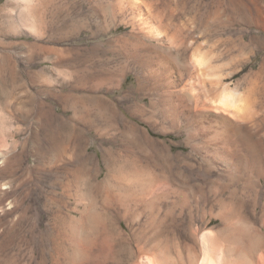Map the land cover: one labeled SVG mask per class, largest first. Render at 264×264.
I'll use <instances>...</instances> for the list:
<instances>
[{"label": "rangeland", "instance_id": "374dc122", "mask_svg": "<svg viewBox=\"0 0 264 264\" xmlns=\"http://www.w3.org/2000/svg\"><path fill=\"white\" fill-rule=\"evenodd\" d=\"M248 3L50 0L38 38L13 31L9 21L21 9L0 0V264H150L156 242L163 264H244L242 243L233 240L243 223L204 213L222 206L213 185L230 179L227 149L237 148L231 155L237 161L264 152V74L259 85L252 75L264 60V8ZM36 41L47 49L34 50ZM183 48L187 53L179 54ZM208 49V65L197 69L193 52ZM67 56L90 78L126 68L117 83L80 85L74 106L63 96L64 68L54 64ZM167 64L175 87L168 86ZM139 74L148 82L138 87ZM226 85L247 95L241 118L210 105ZM128 92L125 104L142 105L144 117L152 116L148 123L117 100ZM184 93H192L189 103ZM105 100L115 101L152 142L119 136ZM216 127L235 141H209ZM187 181L206 190L190 205L177 195ZM150 187L170 196L154 203L134 198ZM250 264H258L256 253Z\"/></svg>", "mask_w": 264, "mask_h": 264}, {"label": "bare ground", "instance_id": "6f19581e", "mask_svg": "<svg viewBox=\"0 0 264 264\" xmlns=\"http://www.w3.org/2000/svg\"><path fill=\"white\" fill-rule=\"evenodd\" d=\"M256 1H258V0H256ZM256 1L255 0H247V3L249 2L248 8H250V9L253 8V10L256 9L258 11H263L264 0H262L261 3H257ZM10 3L12 4L13 8H20L21 9V14H19L18 16L16 15V17L10 19V21H9L10 22V28L16 32L25 30L30 34H33L36 37L41 38L45 34L44 26L46 25V21H47L46 18H47V13L49 10L48 7H49L50 0H10ZM236 5H237V3H236ZM34 9H37V10H34ZM260 9H262V10H260ZM10 17H11V15H10ZM145 23H146V21H145ZM149 30H150V28H149ZM151 30H155V29H151ZM156 33L160 36L163 32L161 33L160 30L159 31L157 30ZM39 43L37 41L32 43V45H31L32 48L36 51H38V50L44 51L46 47H44L43 45H41ZM145 43H146L145 44V47H146L147 42H145ZM238 45H239V43H238ZM238 45H237V47H238ZM244 46H245V43L242 42L241 47H239L241 51H244L242 49L246 48ZM186 51L187 50L185 48L177 50V52L179 54H186L187 53ZM210 52L211 51L209 49L205 50V51L195 50L193 52L191 59L193 60V64L197 67V69L198 68L202 69V67L204 65L205 66L208 65L210 58H211ZM58 55L59 54H57V56ZM68 57L69 56L65 57L66 59L63 58L61 60H57L58 58H56L54 64H56L59 67L63 66V68H64V69H62L61 73H64L63 79L65 82L68 81L69 84H68V90L65 94H63V96L64 97L66 96L69 103H71L74 106H75V104H78L77 98H76V95H77L76 90L79 89V87H81L80 85H86V84H88V82H91V81L94 83V87H99L104 82L105 83H109V82L113 83L116 81V83H117V80L119 81V78L121 76L122 71L124 70V68H126V65H122L120 67L118 74H114V75L111 74L109 76H106V75L104 76L103 75L104 71H103V73L100 72L98 75L90 78V76H88V73H87L88 69L86 67H82L83 65L81 66V64H79V63L77 65V64L71 62L72 60ZM165 68H166V70L169 71L168 78L170 79V81L168 82V86L175 87L176 83H175V80H173V74H172V72L174 71V67L167 64L165 66ZM50 69H52V71L57 70L55 67H52ZM63 70H64V72H63ZM203 70H205V69H203ZM104 74H106V73H104ZM263 74H264V60H263L262 64L260 65V69L258 70V72H255L254 74H252L254 76V79L257 77L256 82H255L256 84L259 83L258 78L260 79V76H263ZM151 75H152V77L158 76L157 74H151ZM250 75H251V73H250ZM216 76L217 75H215V77ZM253 76H249V77H252L251 79H253ZM147 77L148 76H144L142 74L141 75L139 74L137 76L138 87L144 86L145 83L148 82ZM217 78L219 79V77H217ZM217 78H216V80H218ZM248 78L246 80H248ZM254 79L252 81H255ZM213 80H215V79L213 78ZM219 82L220 81L218 80V84H219ZM221 82H223V81H221ZM238 87H231L229 85L223 86V88H221L222 91L220 92V94L218 93L219 95L210 101V105H212V107L215 110L227 112V113H229L235 117L241 118V116L243 114H245L244 112L246 111V109L249 106H248V99H247L246 93L243 91V89L241 90ZM168 89H170V88H168ZM192 93L191 94H185L184 93L185 95H183L181 97L184 99V103L185 102L189 103L192 100V98H193ZM129 95H130V93L128 92L127 94L123 95L122 97H120L117 100L120 101V103H123L124 108L132 117L139 118V119L146 121L148 123L152 119V116L144 117V109L142 108V105H140L139 103H134V106L132 107V105H133L132 104L131 105L132 108H131L130 106L125 104V102L129 98ZM83 96L86 97L85 94H83ZM83 98H80L81 100H79V101L83 102ZM141 98L143 99L144 97L142 96V97H140V99ZM86 100L87 99H84L85 102H87ZM166 100H168V99H166ZM113 102H115V101H113ZM113 102L110 100H105V109L108 113V117L111 119V121H109L110 124L113 126L114 130L120 134L119 136H122L125 139H128V141L130 140L134 143H138L140 141V137L142 136L145 138L146 143H151L152 140L149 137H147L145 130L142 129L141 127H139L130 118H127L126 117L127 115L122 114V110L120 111L119 108L117 109V107H116L117 105L114 104ZM83 104L86 105L85 103H83ZM81 105H82V103H81ZM87 106H89V105H87ZM78 110L74 111L75 112L73 114L74 117L77 116L76 111H78ZM86 111H87V114H86L87 116L85 115L87 117L86 121H91L92 120V119H90V117L92 118V116H90L91 112L89 109H87ZM119 115H120V121H117L115 117L116 116L119 117ZM74 119H76V118H74ZM71 120H73V119H71ZM219 131L217 130V127H216V131L213 132V134L209 138V141H221V142L225 143V142L231 140L229 135H224ZM233 140H231V142ZM206 142H207V140H206ZM216 144H217V142H216ZM221 144L223 145V143H221ZM228 144L230 145V143H228ZM195 147H196V144H194L192 148H195ZM261 148H262V146H261ZM235 149H237V148L235 147ZM235 149L231 148V149H227V151L225 150L227 152L226 154L223 151V153L226 155L224 157V159L229 165V167L227 168V173H228V177H230V179L225 184L218 185V183H217V185H215V184L213 185V187L214 186L216 187V188H214L215 194H217V195L220 194L219 202H221L222 206L218 210H212V211H209L208 213H204V214L205 215L209 214L212 217H219L223 221L236 219L239 222L243 223L244 227L242 229V233L240 235V238L236 239V240L233 239L235 242L240 240V242L242 243V249L240 248L241 249L240 255H241V258L243 260V263L244 264H250V261L253 260V256L256 253L257 258H258V264H264V152H261L258 155L252 154V155H248V156H242V159H239V161H237L238 158L235 159V156L234 157L231 156L232 154H234V152H232V151H234ZM2 153L3 152H1V154ZM216 155H217V153H216ZM81 172H83V171H81ZM205 177H206V179H209L211 182H214V180H212V174L210 172V169L206 170ZM226 180H227V178H226ZM152 184L153 183H151V185ZM150 188H149V190H147V192H145V193L142 192L141 194H140V192H137V190H136L135 192H137V193H134L135 195L133 194L134 198L136 200H140V201L142 200L144 202H148V203L153 202L154 203L157 200H160L163 198H168L170 196V192H168V191H159L157 189H153V188L150 189ZM177 189H178L177 190L178 201H181L184 204H189V198L195 197L196 195L197 196L202 195L206 192L205 187L202 186V184L191 183L190 181H187L185 183V185L180 184L179 188H177ZM210 191H212L211 188H210ZM226 191H228L230 193V195H229L228 199H223V197H221V194L226 192ZM238 193H240L239 196H238ZM224 206H226V208ZM189 213L191 215H193L192 208H191V210H189ZM250 230H252L253 233H250ZM148 231H149V229H148ZM160 243H162V242H160ZM156 246H158L157 242L155 244H153V247L155 250L154 251L155 256L152 259H149L150 264H163V261L162 262L160 261L161 260L160 257H161L162 253L156 251ZM150 249H151V247H150Z\"/></svg>", "mask_w": 264, "mask_h": 264}]
</instances>
